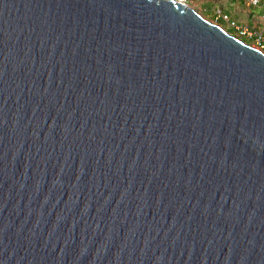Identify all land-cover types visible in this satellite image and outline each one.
<instances>
[{
	"label": "water",
	"instance_id": "water-1",
	"mask_svg": "<svg viewBox=\"0 0 264 264\" xmlns=\"http://www.w3.org/2000/svg\"><path fill=\"white\" fill-rule=\"evenodd\" d=\"M0 264H264V52L175 0H0Z\"/></svg>",
	"mask_w": 264,
	"mask_h": 264
},
{
	"label": "rangeland",
	"instance_id": "rangeland-1",
	"mask_svg": "<svg viewBox=\"0 0 264 264\" xmlns=\"http://www.w3.org/2000/svg\"><path fill=\"white\" fill-rule=\"evenodd\" d=\"M207 0H189L190 2V6L195 9L202 17H204L205 19H207L210 22H213L215 24H219L221 25V27H223L224 29H226L229 33H234V30L229 27L225 22H223L222 20H215V14H217L216 12L218 10H221L223 8H227L228 11H234V3L233 0H212L213 1V8L210 9L209 11H205L203 9V4L206 3ZM241 1V0H239ZM225 3V4H224ZM239 7L240 10L244 9V18L248 21H251L252 18L254 17H260L262 13H264V9L263 8H259V7H244V5L242 3L239 2ZM250 18V19H249ZM240 38V37H239ZM245 40L247 43L251 44V41L245 38H240Z\"/></svg>",
	"mask_w": 264,
	"mask_h": 264
},
{
	"label": "built area",
	"instance_id": "built-area-1",
	"mask_svg": "<svg viewBox=\"0 0 264 264\" xmlns=\"http://www.w3.org/2000/svg\"><path fill=\"white\" fill-rule=\"evenodd\" d=\"M247 7H259L264 9V0H241ZM175 2L187 4L190 6L189 0H175ZM215 14V20H222L229 27L234 30V35L240 38H245L251 41V44L264 51V31H259L255 28H250L246 25L239 24L235 20L231 19V17L223 13L221 10H218Z\"/></svg>",
	"mask_w": 264,
	"mask_h": 264
},
{
	"label": "crops",
	"instance_id": "crops-1",
	"mask_svg": "<svg viewBox=\"0 0 264 264\" xmlns=\"http://www.w3.org/2000/svg\"><path fill=\"white\" fill-rule=\"evenodd\" d=\"M239 2L242 3L244 7H247L242 1L233 0L232 3H234V10L236 12L234 11L230 12L227 10V8H223L222 12L228 14L232 19L236 20L239 24L246 25L250 28H255L259 31H264V13H262L260 17H254L251 19V21H248L243 16L244 9L240 10ZM213 5L214 4L212 0H207L206 3H204L202 6L205 11H209L210 9L213 8Z\"/></svg>",
	"mask_w": 264,
	"mask_h": 264
},
{
	"label": "clouds",
	"instance_id": "clouds-1",
	"mask_svg": "<svg viewBox=\"0 0 264 264\" xmlns=\"http://www.w3.org/2000/svg\"><path fill=\"white\" fill-rule=\"evenodd\" d=\"M191 7V6H190ZM232 19V18H231ZM219 20V19H218ZM234 20V19H233ZM236 21V20H235ZM237 22V21H236ZM221 26V25H220ZM226 30V29H225ZM227 31V30H226ZM231 34H233L234 35V33H231ZM235 36V35H234ZM237 37V36H236ZM239 38V37H238ZM240 39V38H239ZM242 41H244L245 43H247L245 40H243V39H241ZM248 44H250V43H248ZM251 46H253L252 44H250ZM254 47V46H253ZM256 48V47H255ZM260 50V49H259ZM262 51V50H261ZM264 52V51H263Z\"/></svg>",
	"mask_w": 264,
	"mask_h": 264
},
{
	"label": "bare ground",
	"instance_id": "bare-ground-1",
	"mask_svg": "<svg viewBox=\"0 0 264 264\" xmlns=\"http://www.w3.org/2000/svg\"><path fill=\"white\" fill-rule=\"evenodd\" d=\"M183 4V3H182ZM185 6H188V7H190L189 5H187V4H184ZM192 8V7H191Z\"/></svg>",
	"mask_w": 264,
	"mask_h": 264
}]
</instances>
